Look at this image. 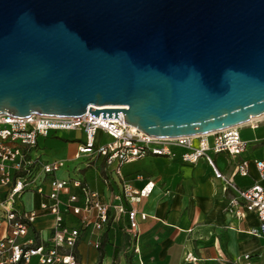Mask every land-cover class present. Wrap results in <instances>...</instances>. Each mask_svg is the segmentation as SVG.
<instances>
[{
    "label": "water",
    "instance_id": "95a60500",
    "mask_svg": "<svg viewBox=\"0 0 264 264\" xmlns=\"http://www.w3.org/2000/svg\"><path fill=\"white\" fill-rule=\"evenodd\" d=\"M88 112L163 139L263 117L264 0H0V116Z\"/></svg>",
    "mask_w": 264,
    "mask_h": 264
},
{
    "label": "crops",
    "instance_id": "0c3cea01",
    "mask_svg": "<svg viewBox=\"0 0 264 264\" xmlns=\"http://www.w3.org/2000/svg\"><path fill=\"white\" fill-rule=\"evenodd\" d=\"M76 133L80 132H64L40 140L37 156L46 162H66V168L58 175L60 180H83L106 204H112L121 194L123 183L137 191L144 190L148 184L154 185L153 193L139 204L133 206L125 202L127 210L134 207L148 216L146 221L140 222L141 255L134 252L128 216L111 209L105 230L94 232L91 229L82 233L76 247L79 264H190L189 255L198 259L197 264H239L237 261L246 255L252 256L253 264H264V237L250 234L260 227L258 217L245 212L243 218L238 219L227 213L235 192L226 191L225 183L215 178L206 161L201 160L196 165L184 163L182 156L186 151L175 148L173 157L150 156L126 165L120 179L108 172L103 158L76 159L85 141L81 133V141L76 143L72 138ZM240 134L248 145L245 154L234 157L211 152L210 155L228 179L239 164L249 163L248 177H234L239 189L255 185L264 188V179L256 167V162L264 161V122L240 129ZM101 140H104L102 134L98 137V141ZM38 184L46 192L50 191L44 177ZM71 195L81 197V192L71 187L69 195H62V200L66 202ZM4 197L5 189L0 188V201ZM28 198L30 207L26 203ZM46 201L45 197L30 192L21 205L27 212L39 213L31 236L40 245L52 238L55 222L52 215L42 211ZM78 205L81 206L82 201ZM65 219L68 226L76 228L81 217L69 214ZM96 244H100V248L97 249Z\"/></svg>",
    "mask_w": 264,
    "mask_h": 264
},
{
    "label": "built area",
    "instance_id": "2783aa9c",
    "mask_svg": "<svg viewBox=\"0 0 264 264\" xmlns=\"http://www.w3.org/2000/svg\"><path fill=\"white\" fill-rule=\"evenodd\" d=\"M64 132H80L85 136L76 159L103 158L108 172L120 179L123 168L130 163L150 156L170 158L174 156L173 149H184V163L196 165L201 160L206 161L215 178L225 183L226 191L235 192L227 213L238 219H242L245 212L255 214L260 227L251 230L250 234L264 237V188L255 185L241 190L234 182V177L249 176V163L243 161L239 164L232 178L228 179L218 170L210 155L211 152L234 157L245 154L248 145L243 141L239 128L214 133L211 137L163 139L150 137L126 125L123 113L119 114V120H102V115L99 119L94 118L90 112L72 118L0 116V188L5 189V197L0 201V264H79L76 247L82 233L91 229L94 232L105 230L110 222L111 209L128 216L134 252L141 255L140 222L146 221L148 216L134 207L127 210L125 202L133 206L139 204L153 193L154 185L148 184L144 190L137 191L123 183L121 194L114 198L112 204H106L102 196L91 191L83 180H60L58 175L66 168V162H46L36 154L41 139ZM101 134L104 140L98 141ZM256 167L264 179V161L256 162ZM42 177L49 183V192L38 184ZM71 187L80 190L81 197L71 195L65 202L62 195H69ZM30 192L47 199L42 211L55 219L52 238L41 245L31 236L39 213L27 212L21 206L25 195ZM69 214L81 217L78 227L67 225L65 217ZM96 248H100V244H96ZM187 262L197 264L198 259L189 255ZM237 262L253 264L252 256L246 255Z\"/></svg>",
    "mask_w": 264,
    "mask_h": 264
},
{
    "label": "bare ground",
    "instance_id": "6f19581e",
    "mask_svg": "<svg viewBox=\"0 0 264 264\" xmlns=\"http://www.w3.org/2000/svg\"><path fill=\"white\" fill-rule=\"evenodd\" d=\"M122 109H129L128 107H103L101 109H98V110H122ZM264 122V116L263 117H260V118H257V119H254L240 127H238L239 129H243L245 127H248V126H257L258 123H262ZM133 129L135 130H138L137 128L135 127H132ZM255 128V127H254ZM212 135L214 134H210L209 137H211Z\"/></svg>",
    "mask_w": 264,
    "mask_h": 264
},
{
    "label": "rangeland",
    "instance_id": "374dc122",
    "mask_svg": "<svg viewBox=\"0 0 264 264\" xmlns=\"http://www.w3.org/2000/svg\"><path fill=\"white\" fill-rule=\"evenodd\" d=\"M72 138H74V140L76 141V143L81 141V133H76V134H72ZM27 206L30 207L31 206V199H27L26 200Z\"/></svg>",
    "mask_w": 264,
    "mask_h": 264
}]
</instances>
